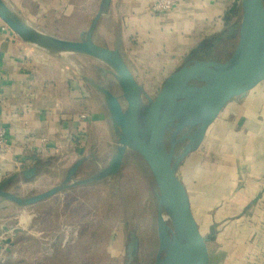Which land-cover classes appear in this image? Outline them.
Returning a JSON list of instances; mask_svg holds the SVG:
<instances>
[{"label": "crops", "instance_id": "crops-1", "mask_svg": "<svg viewBox=\"0 0 264 264\" xmlns=\"http://www.w3.org/2000/svg\"><path fill=\"white\" fill-rule=\"evenodd\" d=\"M101 1L5 0L37 29L72 40L89 28ZM154 2L112 0L94 35L111 41L97 43L120 49L148 92L161 89L194 48L224 32L239 0H174L165 14L152 11ZM210 46V54L220 58V47ZM84 59L92 58L57 57L26 43L0 17V125L7 146L0 156V184L36 167L31 178L19 175L9 191L37 194L43 184L63 181L79 158H88L82 169L107 166L114 155L118 137L105 100L84 77L115 94L119 86L98 70L101 65ZM179 177L208 238L210 264H264V81L225 105L199 148L182 161ZM53 199L30 208L0 199V230L4 224L11 228L0 235L11 248L2 251L0 262L37 264L51 233L61 232V247L68 246L65 226L58 220L51 232L38 210Z\"/></svg>", "mask_w": 264, "mask_h": 264}, {"label": "water", "instance_id": "water-1", "mask_svg": "<svg viewBox=\"0 0 264 264\" xmlns=\"http://www.w3.org/2000/svg\"><path fill=\"white\" fill-rule=\"evenodd\" d=\"M112 0H102L89 28L80 39H64L37 29L0 0V17L24 42L46 52L66 57L83 55L99 61L103 75L111 74L122 92L84 77L98 90L108 108L117 147L107 166L92 175L76 179L88 160L79 158L65 178L51 189L21 196L9 187L22 175L31 178L36 167L24 169L0 184V199L20 207H30L73 187L114 177L121 171L128 151L140 154L148 164L158 193L157 232L159 248L154 264H210L208 238L192 212L188 192L179 177L182 161L203 142L210 125L233 98L246 95L264 81V0H241L239 40L232 55L224 60L190 59L170 74L156 97L140 84L118 47L101 45L94 35ZM169 135V146L166 138ZM186 141L182 151L177 146ZM11 228L4 224L0 235ZM22 230H15L18 234ZM125 264H133L139 246L134 231L129 233ZM9 240L0 242V255ZM4 264V261L0 262Z\"/></svg>", "mask_w": 264, "mask_h": 264}, {"label": "rangeland", "instance_id": "rangeland-1", "mask_svg": "<svg viewBox=\"0 0 264 264\" xmlns=\"http://www.w3.org/2000/svg\"><path fill=\"white\" fill-rule=\"evenodd\" d=\"M241 19L242 15L238 19L239 28ZM105 27L106 25L103 28ZM96 40L99 43H111L110 39L106 41L101 36H97ZM238 40L239 36L234 44L221 50L222 61L232 55ZM84 60L89 64L91 61L102 65L93 58ZM86 70L94 69L87 67ZM159 89L147 92L156 97ZM117 93L122 94L120 88ZM166 143L169 146V135ZM185 144L186 141L177 146L178 153ZM100 168L85 166L79 170L76 179L86 178ZM61 182L43 184L36 193L51 189ZM157 193L156 182L146 161L135 151H128L123 167L116 176L67 188L52 196L53 200L38 207L42 212V221L48 224L51 232L56 229L59 220L69 231V237L68 246L62 249L61 240L65 236L62 238L61 232L51 233L52 237L44 241L43 248L47 254L44 258L39 257L36 263L125 264L129 233L134 231L139 239V246L133 264H154L159 248Z\"/></svg>", "mask_w": 264, "mask_h": 264}, {"label": "trees", "instance_id": "trees-1", "mask_svg": "<svg viewBox=\"0 0 264 264\" xmlns=\"http://www.w3.org/2000/svg\"><path fill=\"white\" fill-rule=\"evenodd\" d=\"M242 15V5L241 0L230 10V12L226 16V23L227 27L224 30L223 33L218 35L215 39L212 41H204L199 46L194 48V50L191 53L190 59H218V56H212L210 54L212 42L215 44V46H219L221 50L226 49L230 45L234 44V42L237 40L239 36V25L238 21L235 23H232V19L236 16L241 17ZM188 59V60H190ZM187 60V61H188Z\"/></svg>", "mask_w": 264, "mask_h": 264}, {"label": "built area", "instance_id": "built-area-1", "mask_svg": "<svg viewBox=\"0 0 264 264\" xmlns=\"http://www.w3.org/2000/svg\"><path fill=\"white\" fill-rule=\"evenodd\" d=\"M174 7V0H155L152 5V11L155 14H165L170 12ZM1 85V79H0ZM6 130L0 125V156L6 150Z\"/></svg>", "mask_w": 264, "mask_h": 264}, {"label": "flooded vegetation", "instance_id": "flooded-vegetation-1", "mask_svg": "<svg viewBox=\"0 0 264 264\" xmlns=\"http://www.w3.org/2000/svg\"><path fill=\"white\" fill-rule=\"evenodd\" d=\"M215 60H220V61H222L220 58H218V59H215ZM183 143V142H182Z\"/></svg>", "mask_w": 264, "mask_h": 264}]
</instances>
